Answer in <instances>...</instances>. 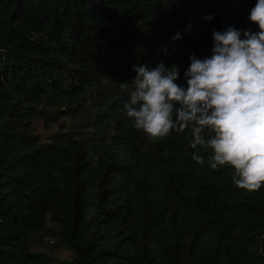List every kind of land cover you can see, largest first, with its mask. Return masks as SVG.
<instances>
[{
    "label": "trees",
    "instance_id": "1",
    "mask_svg": "<svg viewBox=\"0 0 264 264\" xmlns=\"http://www.w3.org/2000/svg\"><path fill=\"white\" fill-rule=\"evenodd\" d=\"M255 2L0 0V264H52L49 242L61 264H264V185L194 161L190 133L134 128L121 87L161 61L186 84L213 29L259 30ZM38 120L59 130L44 141Z\"/></svg>",
    "mask_w": 264,
    "mask_h": 264
},
{
    "label": "clouds",
    "instance_id": "2",
    "mask_svg": "<svg viewBox=\"0 0 264 264\" xmlns=\"http://www.w3.org/2000/svg\"><path fill=\"white\" fill-rule=\"evenodd\" d=\"M248 19L259 30L213 29L211 55L190 54L186 84L177 83L179 65L161 61L134 63L135 76L121 87L130 83L123 108L134 128L152 138L190 133L194 161L203 163L200 153L207 152L212 169L231 166L232 183L254 191L264 185V0H256ZM182 38L180 31L170 37Z\"/></svg>",
    "mask_w": 264,
    "mask_h": 264
},
{
    "label": "rangeland",
    "instance_id": "3",
    "mask_svg": "<svg viewBox=\"0 0 264 264\" xmlns=\"http://www.w3.org/2000/svg\"><path fill=\"white\" fill-rule=\"evenodd\" d=\"M59 123L54 124H46L43 121H35L34 127H35V135L41 137L44 141H48L50 136H52L57 130H59ZM36 249H43L48 251L55 260L52 261V264H61L64 260H70L72 259V251L67 248L66 246L62 247H55L51 242L45 243L43 247H35Z\"/></svg>",
    "mask_w": 264,
    "mask_h": 264
}]
</instances>
